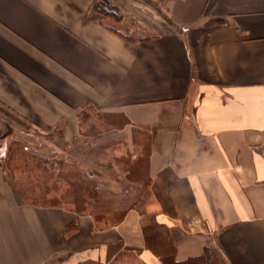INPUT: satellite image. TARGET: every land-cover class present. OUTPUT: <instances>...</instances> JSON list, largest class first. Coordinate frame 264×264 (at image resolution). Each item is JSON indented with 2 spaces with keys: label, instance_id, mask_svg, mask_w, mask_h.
<instances>
[{
  "label": "crops",
  "instance_id": "obj_1",
  "mask_svg": "<svg viewBox=\"0 0 264 264\" xmlns=\"http://www.w3.org/2000/svg\"><path fill=\"white\" fill-rule=\"evenodd\" d=\"M98 1L0 0V144L19 128L67 142L95 114L110 161L129 159L149 194L101 225L27 201L0 161V264H165L207 247L264 264V0H109L120 32Z\"/></svg>",
  "mask_w": 264,
  "mask_h": 264
},
{
  "label": "rangeland",
  "instance_id": "obj_2",
  "mask_svg": "<svg viewBox=\"0 0 264 264\" xmlns=\"http://www.w3.org/2000/svg\"><path fill=\"white\" fill-rule=\"evenodd\" d=\"M110 20L120 32V22ZM100 121L102 118L85 112L80 136L67 142L62 129L48 135L19 128L21 136L16 142L0 144V161L14 188L34 204L63 205L89 213L101 225L118 222L127 209L147 199L149 192L132 189L139 177L129 159L128 164L127 159L110 161L107 151L115 144L97 140L105 130ZM23 134L28 137L26 141ZM126 169L128 176L123 173ZM124 184L129 185V191L121 190Z\"/></svg>",
  "mask_w": 264,
  "mask_h": 264
},
{
  "label": "trees",
  "instance_id": "obj_3",
  "mask_svg": "<svg viewBox=\"0 0 264 264\" xmlns=\"http://www.w3.org/2000/svg\"><path fill=\"white\" fill-rule=\"evenodd\" d=\"M96 9L102 16L114 18L116 22H121L122 14L109 0H101L97 3ZM115 30V29H114ZM116 31V30H115ZM160 232L162 227L151 228L150 232ZM165 264H219L218 255L212 248L207 247L204 254L200 257L191 258L185 262H177L173 256L163 258Z\"/></svg>",
  "mask_w": 264,
  "mask_h": 264
}]
</instances>
